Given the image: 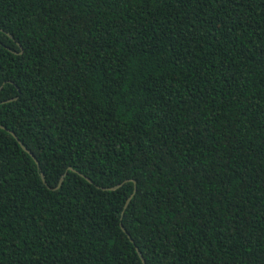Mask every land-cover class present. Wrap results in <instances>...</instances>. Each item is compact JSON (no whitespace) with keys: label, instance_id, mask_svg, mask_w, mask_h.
<instances>
[{"label":"trees","instance_id":"16d2710c","mask_svg":"<svg viewBox=\"0 0 264 264\" xmlns=\"http://www.w3.org/2000/svg\"><path fill=\"white\" fill-rule=\"evenodd\" d=\"M0 28L39 163L0 127V264H264V0H0Z\"/></svg>","mask_w":264,"mask_h":264},{"label":"water","instance_id":"95a60500","mask_svg":"<svg viewBox=\"0 0 264 264\" xmlns=\"http://www.w3.org/2000/svg\"><path fill=\"white\" fill-rule=\"evenodd\" d=\"M0 30H2V29L0 28ZM6 34H7L10 38L13 39V37L11 36V34H9L8 32H6ZM16 43H17L18 46H20V44H19L18 42H16ZM0 127H1L2 129H5L6 131H8V132H9V133H10V134L16 139V141L20 144V146L22 147V149H23L24 151H26V152H27V153L33 158V160L35 161V163H36L37 166L39 167V163H38L36 157L33 155V153H32L28 148H26V147L21 143V141L19 140V138H18V137H17V136L11 131V130H9L8 128H6V127H4V126H2V125H0ZM68 169H72V168H71V167H68ZM78 173H79V172H78ZM65 174H66V173L64 172V173L61 175L59 183H61V181L63 180V177H64ZM79 175L82 176L83 178H85L88 182H91V180H90L88 177H86L85 175H83L82 173H79ZM40 177H41L42 181L45 183V178H44V174H43L42 171H40ZM120 185H121V184H117V185L112 186V187H102V188H103V189L112 190V189H115V188L119 187ZM134 191H135V189H134ZM134 191H133V193H134ZM133 193H131V194L129 195V197L126 199L125 204H124V206H123V210L127 207V205H128V203H129V201H130V199H131ZM120 227H121L122 230L127 234V236L130 238L129 234L126 232V230H125V228L123 227V225H122L121 222H120ZM130 240L132 241L131 238H130ZM136 249H137V252H138V254H139V256H140L142 262L145 263V260H144L143 256L141 255L140 251L138 250V248H136Z\"/></svg>","mask_w":264,"mask_h":264}]
</instances>
